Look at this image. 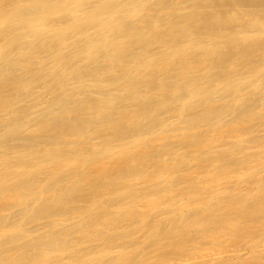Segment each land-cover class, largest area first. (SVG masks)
<instances>
[{"label": "bare ground", "instance_id": "obj_1", "mask_svg": "<svg viewBox=\"0 0 264 264\" xmlns=\"http://www.w3.org/2000/svg\"><path fill=\"white\" fill-rule=\"evenodd\" d=\"M0 264H264V0H0Z\"/></svg>", "mask_w": 264, "mask_h": 264}]
</instances>
